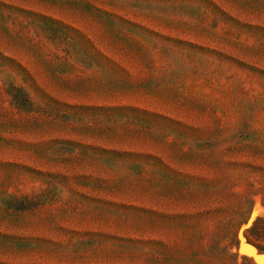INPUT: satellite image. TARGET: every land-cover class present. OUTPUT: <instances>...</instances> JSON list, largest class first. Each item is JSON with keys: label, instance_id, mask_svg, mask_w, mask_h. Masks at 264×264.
<instances>
[{"label": "rangeland", "instance_id": "obj_1", "mask_svg": "<svg viewBox=\"0 0 264 264\" xmlns=\"http://www.w3.org/2000/svg\"><path fill=\"white\" fill-rule=\"evenodd\" d=\"M257 217L264 0H0V264H264Z\"/></svg>", "mask_w": 264, "mask_h": 264}, {"label": "trees", "instance_id": "obj_2", "mask_svg": "<svg viewBox=\"0 0 264 264\" xmlns=\"http://www.w3.org/2000/svg\"><path fill=\"white\" fill-rule=\"evenodd\" d=\"M264 228V217H257L250 227L244 230V235L249 243H252L258 251L264 252V245L259 243L258 238L261 235V230Z\"/></svg>", "mask_w": 264, "mask_h": 264}, {"label": "water", "instance_id": "obj_3", "mask_svg": "<svg viewBox=\"0 0 264 264\" xmlns=\"http://www.w3.org/2000/svg\"><path fill=\"white\" fill-rule=\"evenodd\" d=\"M244 238V237H243ZM245 243L246 244H248V245H250V246H252L253 248H255V246L254 245H252L251 243H249L248 241H246L245 240ZM238 249H240V241H239V244H238ZM256 249V248H255ZM254 253H255V255H263L264 254V252H260V251H258L257 249L254 251ZM244 255H247V254H245L244 253ZM248 256V255H247ZM249 257L250 258H252V260H253V262L255 263V264H258L257 262H256V260H255V258H254V255H249Z\"/></svg>", "mask_w": 264, "mask_h": 264}, {"label": "bare ground", "instance_id": "obj_4", "mask_svg": "<svg viewBox=\"0 0 264 264\" xmlns=\"http://www.w3.org/2000/svg\"><path fill=\"white\" fill-rule=\"evenodd\" d=\"M252 249V248H251ZM251 249H249V250H251ZM248 251V250H247ZM262 261V260H261ZM260 263V262H259Z\"/></svg>", "mask_w": 264, "mask_h": 264}]
</instances>
